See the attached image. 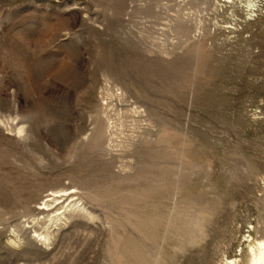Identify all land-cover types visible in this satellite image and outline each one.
<instances>
[{
	"label": "rangeland",
	"instance_id": "374dc122",
	"mask_svg": "<svg viewBox=\"0 0 264 264\" xmlns=\"http://www.w3.org/2000/svg\"><path fill=\"white\" fill-rule=\"evenodd\" d=\"M262 242L264 0H0V264Z\"/></svg>",
	"mask_w": 264,
	"mask_h": 264
},
{
	"label": "bare ground",
	"instance_id": "6f19581e",
	"mask_svg": "<svg viewBox=\"0 0 264 264\" xmlns=\"http://www.w3.org/2000/svg\"><path fill=\"white\" fill-rule=\"evenodd\" d=\"M249 264H264V242L258 246L256 251H252V258Z\"/></svg>",
	"mask_w": 264,
	"mask_h": 264
}]
</instances>
